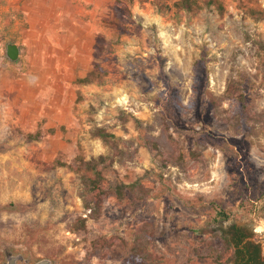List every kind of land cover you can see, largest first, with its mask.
I'll return each instance as SVG.
<instances>
[{"label":"rangeland","instance_id":"obj_1","mask_svg":"<svg viewBox=\"0 0 264 264\" xmlns=\"http://www.w3.org/2000/svg\"><path fill=\"white\" fill-rule=\"evenodd\" d=\"M176 1L132 0L119 21L115 0H0V264H122L135 247L150 264H232V226L264 253V0ZM79 156L108 157L103 186L136 192L91 215Z\"/></svg>","mask_w":264,"mask_h":264},{"label":"trees","instance_id":"obj_2","mask_svg":"<svg viewBox=\"0 0 264 264\" xmlns=\"http://www.w3.org/2000/svg\"><path fill=\"white\" fill-rule=\"evenodd\" d=\"M132 0H115L114 15L122 21L126 16L131 15L129 9V3ZM202 0H177L174 3V7L186 11L194 12L203 9ZM214 1L206 3L207 7L214 5ZM159 13H164L168 6H164L162 3L156 5ZM217 9L222 11L223 8L217 5ZM253 19L260 21L263 19V14L256 11H250ZM83 83H89L87 80H80ZM242 91L240 82H231L224 94L225 100H235L238 104L242 105V110L238 114V122L243 127H248L249 115L247 107L245 106V98ZM209 101L213 106L215 113L220 116V102L212 94H209ZM250 128V126H249ZM95 138L101 139L106 147H113L116 143V138L113 135L107 134L102 129H96L93 133ZM108 157L100 156L98 158L86 161L82 156L77 157V171L83 173H90L92 177L87 178L86 175L81 177L84 185L85 194H82L80 198L84 203V209L91 212V215L98 217L102 210L104 199L110 195L115 194L118 199H123L126 191L130 190L136 192V185L131 186H117L115 189H107L103 186V170L100 168L102 165L106 166ZM59 167H69L68 164L58 162ZM87 194V197L85 196ZM217 217L221 221H228L230 216L227 212L218 210ZM220 237L224 245L225 252H230L228 263L232 264H264V253L260 244L251 241L252 235L247 234L242 228L232 226L229 231H221ZM122 264H150L149 259L145 253L139 247H135L131 250L130 256Z\"/></svg>","mask_w":264,"mask_h":264},{"label":"water","instance_id":"obj_3","mask_svg":"<svg viewBox=\"0 0 264 264\" xmlns=\"http://www.w3.org/2000/svg\"><path fill=\"white\" fill-rule=\"evenodd\" d=\"M7 58L12 62H17L20 57V49L16 44L7 45ZM21 260V257H9L7 264H18ZM36 264H52L49 260H42Z\"/></svg>","mask_w":264,"mask_h":264}]
</instances>
